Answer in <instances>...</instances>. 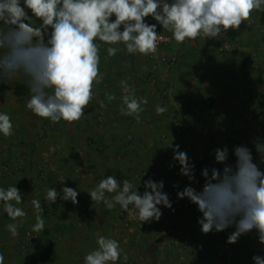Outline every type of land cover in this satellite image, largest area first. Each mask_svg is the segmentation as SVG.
Masks as SVG:
<instances>
[{
    "label": "clouds",
    "instance_id": "obj_1",
    "mask_svg": "<svg viewBox=\"0 0 264 264\" xmlns=\"http://www.w3.org/2000/svg\"><path fill=\"white\" fill-rule=\"evenodd\" d=\"M264 12V0H0V80L16 76L26 78L29 98L26 107L35 116L59 123L79 121L94 97V85L102 83L100 48L108 45L109 57L122 50L129 55H154L164 37L158 25L172 33L177 44L198 37L218 39L229 31H238L250 21L253 12ZM148 18L156 23H148ZM123 45V49L119 46ZM120 112L138 122L145 97L137 98L135 89L121 81ZM107 101L114 94L105 93ZM101 107H106L103 101ZM157 115L167 111L157 105ZM14 124L7 112H0V134H13ZM248 144L217 147L214 165L203 167V185L197 190L195 164L180 145H171L174 164L188 184L177 191V199L187 200L201 214L197 223L203 234L234 228L226 243L235 244L241 236L255 231L264 245V137L255 136ZM144 191L134 189L128 179L108 175L88 192L92 201L103 202L111 210L119 205L142 223L159 221L161 207L175 211L165 182L151 177L143 181ZM178 188V184L173 185ZM22 192L15 186L0 188V203L8 217L15 221L6 227L13 237L27 217ZM79 192L72 187L58 191L49 188L45 199L51 204L60 198L78 204ZM15 201V204L12 203ZM36 223L33 232L45 228L43 208L38 199L31 201ZM131 206V207H130ZM98 247L87 253L83 264H120L127 262L116 239L97 234ZM253 264H264V255L252 256ZM0 264L5 256L0 253Z\"/></svg>",
    "mask_w": 264,
    "mask_h": 264
},
{
    "label": "crops",
    "instance_id": "obj_2",
    "mask_svg": "<svg viewBox=\"0 0 264 264\" xmlns=\"http://www.w3.org/2000/svg\"><path fill=\"white\" fill-rule=\"evenodd\" d=\"M233 32L239 45H245L252 51L247 55V66L242 67V61L247 59L246 56H241V52L234 56L221 55L218 47L220 37L208 39L212 43L203 39L204 42L199 45H175L174 53L180 58L174 68L152 61V67L156 70L155 85L148 81L145 83L143 79H134L132 87L130 86L135 89L137 98L145 97L148 100L147 105L143 106L144 111L140 114L139 122L132 116L122 115L121 104L113 103L114 101L109 103L105 97L108 104L105 111L111 115V121L104 127L97 128L94 125L90 128L94 129L92 132L95 135L92 142L83 137H55L42 140L45 143L38 147L39 143L33 137L34 131L41 128L40 125L29 121H12L13 134L8 137L0 134V188L16 185L22 192L33 184V176L39 172V168L45 175L52 177L51 172L56 170L58 175L68 178L65 186L79 192V203L73 204L58 198L56 202L59 204H51L45 199L52 216L47 219L43 217L45 228L37 232L44 242L30 256L24 255L23 249L13 250L11 264H27L29 259L31 264H83L84 256L98 247L97 234L120 242L123 252L128 255L127 262L121 259L120 264H215L209 247H216L221 232H201L197 223L201 214L194 204L186 212L176 213L184 200L177 199L176 193L189 182L186 177L179 175L178 164L170 167V164H174L173 149L170 146L179 144L180 150L186 151L194 162L199 183L193 185L200 190L204 181L199 175L196 162L199 153L196 151L203 149V139L218 142L224 140L233 146L242 144L243 139L237 138L238 133L233 137L230 135V142L221 135L225 131V119L231 115L238 118L239 130L246 124L245 118L253 123L259 120V130L264 129V73H256L257 67L264 68V59L258 58L254 53L264 45V12H253L250 21H246L238 31ZM251 45H255L254 49L250 48ZM229 59L237 63L241 70L242 75L235 84L238 91L233 89V81L227 76L223 75L221 79L214 77L221 68H225ZM258 82L261 83L258 85L260 88L257 87ZM24 88L28 86L26 78L22 76L0 80V112H7L9 115L13 111L19 114L32 113L23 103L18 104L19 99L26 97L23 96ZM16 90L20 94L17 95ZM157 105L166 107L167 111L157 115ZM94 111L98 112L99 109ZM114 114L122 120H112ZM183 116L189 126L177 138L176 121ZM126 119V122H121ZM143 120L147 124L142 123ZM102 129L108 130L106 138L98 134ZM255 136H259L258 133L250 132L244 142L251 141ZM100 146H104V153L99 152ZM108 175H116L121 180L128 179L140 193L144 191L143 181L148 178L163 180V191L169 194L175 209L173 212L160 206L163 215L170 217L169 221H152L143 231L125 228L120 220L122 209L119 205L109 210L103 202L92 201L88 194ZM23 180L27 182L25 188L21 187L20 182ZM174 184H178V188H174ZM48 187L53 188L49 183ZM23 200L17 206L27 212L29 204ZM12 203L15 204V201ZM28 222L30 223L26 227L21 223L18 228L19 235L13 237L6 226L15 221L8 217L0 203V249L11 239L13 242L21 239V243L24 242L25 245V233L21 229H32L36 223L34 220ZM167 225L183 231L191 241L196 242L199 245L198 252H181L175 249L164 234ZM253 233H248L247 238L253 237ZM243 236L238 243L245 242ZM251 239L253 241L256 238ZM0 253L5 256L4 252ZM5 264L10 262L7 260Z\"/></svg>",
    "mask_w": 264,
    "mask_h": 264
},
{
    "label": "rangeland",
    "instance_id": "obj_3",
    "mask_svg": "<svg viewBox=\"0 0 264 264\" xmlns=\"http://www.w3.org/2000/svg\"><path fill=\"white\" fill-rule=\"evenodd\" d=\"M0 28H4L2 24H0ZM167 35L170 38V42L167 43V47L164 48V51L161 52L157 57H152L150 55L148 56H144L141 54H135V55H129L126 53V51L122 50L121 52H119L115 57H109L107 55V47L108 45H101L100 48V57H101V62H100V70L101 72L104 74V79L102 81V83L100 84H95L93 91H94V97L93 100L91 101L90 105L88 106V108L85 111V115L76 122H73L72 124H68L65 121H60L59 123H54L51 122L48 119H43V118H39L37 116H35L33 113H25V114H19L16 113L15 111H13V114L10 115L11 119L13 122L16 121H29L35 124H39L40 125V129L39 130H35L34 131V141L36 140L38 144V147L41 146V143H45L41 142L42 140H47L50 138H64V137H68V138H72V137H83L86 138L87 140H89L90 142L93 141L92 138H94L95 135H93L94 129H90L91 127H94V125L97 128H101L104 127L106 125H108L107 122L111 121V115L107 114L105 111V107H101L100 106V102L103 101L107 107V102L105 99V93H111L114 94L116 99L113 100V103H122L121 97L122 95H124L123 89L121 87V81H126L127 84L129 86L132 87V82L134 81V79H140V80H145L147 83H152L153 85H155L154 79L155 78V73L156 70L155 68L152 67V61L154 63H159L162 62L164 65H167V68L169 67H175L179 61L180 56L178 54H175L173 48L175 47V45H199L201 43L204 42L203 39L205 38H201L198 37L195 41H185L183 44H177L175 42L174 39H172V33L170 31H167ZM222 39L228 40L230 43H234L235 45H231V48L229 51H227L224 47V45L222 44V39L221 42L219 43V48H220V52L221 55H224L225 57H227V55L232 54L234 56L235 53L241 52V56H246L247 60H243L242 61V67L244 68L245 66H247V63L249 62L247 58L250 52L249 47H246L245 45H239V41H237L236 39L237 36L235 35V33L233 31H229L227 33V35L222 34L221 37ZM206 40V39H205ZM175 42V43H174ZM208 43H212V40H207ZM263 46V47H262ZM121 49H123V45L119 46ZM255 45H251L250 48L254 49ZM237 51V52H236ZM254 53L256 54V56L258 58L264 59V45H261V48H257V50L254 51ZM236 55V54H235ZM176 57V62L174 65L169 66L167 60H163V58L167 59V57ZM186 56V55H185ZM184 57V55H183ZM256 57V58H257ZM187 58V57H185ZM232 59V58H231ZM229 59V63L227 62L225 64V68H221L220 71L214 76L215 78L221 79V77L223 75L227 76L228 79H232V86L233 89H235L236 91H238L239 89L235 86V84H237V80L238 77L242 74H240L241 70L238 69V65L237 63L233 62V60ZM234 59V58H233ZM236 61V60H235ZM241 61V60H240ZM256 61V60H255ZM202 64V63H201ZM257 74L261 75L264 73V68L263 67H257ZM245 71V70H244ZM247 71V70H246ZM249 73V71H247ZM213 77V78H214ZM237 77V78H236ZM235 79V81H234ZM261 83H257V87L260 88L258 85H260ZM130 87V88H131ZM246 91V90H245ZM244 92V90L242 91V93ZM263 92H264V88H263ZM24 98H22L21 100L19 99V105H21L20 103H23L26 107V102L29 98V89L28 88H24L23 91V96H25ZM17 99V98H16ZM23 101V102H22ZM16 104V103H14ZM98 108L99 111L96 112L94 111V109ZM114 116L112 120L115 121H120L122 120V118L120 116H116L115 114L112 115ZM124 119V117H123ZM238 118H236V116L231 115L229 116L227 119H225V131L224 133L221 135H223L225 137V140H227V142H230L228 140H230V135L236 136L237 133V138L241 137L243 139L242 144H248L249 147H251L250 141L249 142H244L245 137L249 136V133L252 131H255V133H258L259 136L264 137V129L259 130V120L255 121L256 123L253 122H248V119L245 121L246 124H244V126H242V129L239 130L237 128V125L239 124V121H237ZM126 120H123L121 122H126ZM142 123L144 122V124H147V121L143 120L141 121ZM61 126V129H58V127ZM149 126V125H148ZM147 127V126H146ZM93 131V132H92ZM108 130L106 129H102L98 134L99 136L106 138V133ZM240 131V132H238ZM101 133V135H100ZM121 134V133H120ZM169 134V133H168ZM236 138V139H237ZM202 141V140H201ZM211 142H217L220 143L221 145H227L229 147V149L232 148L233 145H228L227 143L224 142V140L219 141L218 140H204L201 142L202 146V150L199 149V151H196L199 153V157L196 160V162L199 161V159L201 158L202 155L206 154L207 152V145ZM18 148H22L21 146H18ZM36 148V147H35ZM23 149V148H22ZM25 149V148H24ZM99 152L104 153V146H100L98 147ZM26 153V152H24ZM36 153V150H35ZM199 170V169H198ZM39 172L37 174H34L33 176V184L30 185V187H28L27 190L22 191V199H24L23 201H25L26 203L29 204V209L27 210V217L23 219L22 222V226H27L31 221V220H35V211L33 208V205L31 204V201L33 199H38L41 202V206L43 208V213L42 216L44 218H49L51 217V211H50V207L47 206V202H45V196H46V192H47V188L48 187V183L51 187L56 188L58 191L60 189H62L63 187H65V185H67L68 178L62 177L60 175H58L57 171L55 170L54 172H51L52 176H48L45 175L42 170L39 168L38 170ZM200 175V174H199ZM202 178V177H201ZM66 180V181H65ZM21 187L25 188L26 187V183L21 181ZM47 187V188H46ZM55 204H59V202H56ZM56 207V206H55ZM55 216V215H53ZM43 218V219H44ZM22 232L26 233V228L21 229ZM234 231V228H229L227 230H225L224 232H221V236L219 237V239L216 242V247L215 245H212L210 248V254L211 256L214 258V262L215 264H227V262H225L224 260H222L220 257H218L217 252L218 249L220 247H222L224 244H226L227 241V237L228 235ZM255 234L253 237H255L256 239L252 241L251 238H247L248 234L245 235V242H241V243H235V245L238 247L239 249V263L240 264H244L246 263V261L248 260H252V256L255 254H259V255H264V245H261L258 242L257 239V235L255 233V231H253ZM24 238H25V234H24ZM22 240L20 239L18 242H13V240L11 239L10 241H7L4 243V247L2 249H0V252H4L5 253V261L8 260V263L12 262L13 260V252L19 249H23L24 248V242L23 244L21 243ZM246 247V248H245ZM243 248H245V252H243L242 250H244ZM14 250V251H13ZM216 258H215V256ZM242 255V260H240V256ZM7 258V259H6ZM218 259V260H217Z\"/></svg>",
    "mask_w": 264,
    "mask_h": 264
},
{
    "label": "built area",
    "instance_id": "obj_4",
    "mask_svg": "<svg viewBox=\"0 0 264 264\" xmlns=\"http://www.w3.org/2000/svg\"><path fill=\"white\" fill-rule=\"evenodd\" d=\"M148 23H156L153 19L148 18ZM3 29V28H0ZM158 32H160L161 36L164 37L163 40L158 42V51L156 54L151 55L152 57H157L161 52L164 51V48H166L168 45L167 43L170 42V38L167 35V32L165 29H162L161 26L158 25L157 28ZM202 38V37H201ZM222 39V38H221ZM222 44L224 45L225 49L227 51L230 50L231 45H235L234 43H230L228 40L222 39ZM163 60H167L169 66H172L176 62V57H167V59L163 58ZM188 124L186 122V117H182V119H179L176 121V128L175 136L179 138L183 135V132L186 128H188ZM225 145H221L217 142H211L207 145V153L202 155L199 161L197 162L199 173L203 167H212L219 165H214V152L213 150L217 147H223ZM231 150V149H230ZM195 187L194 185H192ZM191 203L184 199L183 202L180 204L178 209L176 210L177 214H182L186 212L188 209H190ZM131 207V206H130ZM120 220L122 222V225L127 229H136L138 231L145 230L150 223L145 222L142 223L139 221V219L132 218L129 216L128 212L122 210L120 212ZM169 216L163 215L161 219H164L165 221H169ZM164 234L169 239L170 244L175 248L178 249L181 252L189 251L191 253H197L199 250V245L196 242L191 241L188 236L183 231H178L174 227L167 225L164 228ZM44 241L41 239L39 234L37 232H33L32 229H28L25 233V246L23 248L24 255L30 256V254L35 251L40 244H42ZM218 257H220L222 260L227 262V264H240L239 261V249L235 244H224L222 247L218 249L217 252ZM27 264H31L30 259L28 260ZM244 264H253L252 260L246 261Z\"/></svg>",
    "mask_w": 264,
    "mask_h": 264
},
{
    "label": "trees",
    "instance_id": "obj_5",
    "mask_svg": "<svg viewBox=\"0 0 264 264\" xmlns=\"http://www.w3.org/2000/svg\"><path fill=\"white\" fill-rule=\"evenodd\" d=\"M16 94H17V95L20 94L18 90H16Z\"/></svg>",
    "mask_w": 264,
    "mask_h": 264
}]
</instances>
